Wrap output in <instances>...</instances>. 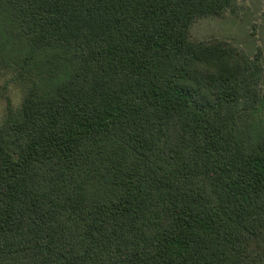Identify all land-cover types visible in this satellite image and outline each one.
I'll return each instance as SVG.
<instances>
[{
    "label": "trees",
    "instance_id": "obj_1",
    "mask_svg": "<svg viewBox=\"0 0 264 264\" xmlns=\"http://www.w3.org/2000/svg\"><path fill=\"white\" fill-rule=\"evenodd\" d=\"M237 3L0 0V264H264V67L190 39Z\"/></svg>",
    "mask_w": 264,
    "mask_h": 264
},
{
    "label": "rangeland",
    "instance_id": "obj_2",
    "mask_svg": "<svg viewBox=\"0 0 264 264\" xmlns=\"http://www.w3.org/2000/svg\"><path fill=\"white\" fill-rule=\"evenodd\" d=\"M192 41L222 40L241 48L264 67V0H238L233 10L220 17L197 20L190 29ZM26 93L20 68L10 67L0 58V125L9 107L20 109Z\"/></svg>",
    "mask_w": 264,
    "mask_h": 264
}]
</instances>
